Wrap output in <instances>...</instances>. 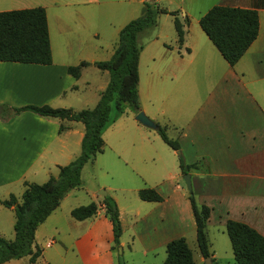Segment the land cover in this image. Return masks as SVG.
Instances as JSON below:
<instances>
[{
  "label": "crops",
  "instance_id": "1",
  "mask_svg": "<svg viewBox=\"0 0 264 264\" xmlns=\"http://www.w3.org/2000/svg\"><path fill=\"white\" fill-rule=\"evenodd\" d=\"M132 1L0 0V13L38 7L45 10L52 56V63L47 66L0 62V105L9 109L7 117H0V191L5 190L8 198L13 195L20 199L25 183L38 184V180L57 176L60 167L80 154L77 151L84 135L82 123L45 118L29 111L12 112L26 106L81 111L73 108L76 102L73 94L79 91L83 71L107 60H96L100 48L90 47L86 52L88 58L80 60L89 65L82 68L78 79H74L67 73L69 66H76L71 62L73 52L68 44L60 42L57 31L62 33L70 27L66 19L71 25L82 26L93 19H102L113 37L103 48L110 59L119 32L125 26L119 30V5ZM258 1L228 0V3L229 7L253 8ZM137 2L142 4L143 10L144 0ZM155 2L167 12H175L177 18L181 15L182 20H178L182 25L183 41L178 44L174 29L171 40L158 31V36L141 45L138 101L140 110L158 127L164 128L166 135L172 132L173 135L167 137L177 141L181 154L169 148L156 131L151 133L135 121V115L126 113L119 119L122 122L119 137L109 143L106 136L114 131L108 127L102 135L103 152L97 155L102 156L101 159L97 161L96 156L88 164H95L98 173L114 177H122L119 174L123 173L121 164L129 167L132 173L125 171V178L142 182V186L132 189L137 197L139 190L153 189L162 198L161 202L139 199L140 203L126 200L124 203L115 193L119 188L105 186L98 179L95 184L96 191L105 190V197L117 205L122 227L121 253L127 246L142 258L156 256L163 263L167 243L184 238L189 247L186 231L189 228L195 231L188 194L178 184L183 176L179 169L181 156L186 165L193 166L188 174L195 202L210 209L205 232L211 259L214 264H221V256L214 245L226 234L228 220L246 224L264 237V71L257 63L259 51L264 47V9H258L256 40L230 67L199 27L200 17L210 8L193 14L184 7L185 3L198 4L202 0ZM161 16H169L173 24L174 17L169 14H161L157 22H161ZM49 21L55 30L53 40ZM93 35L98 34L93 32ZM106 86L107 82L99 88V98ZM157 138L165 147L158 145ZM106 149L111 153L103 156ZM147 181L151 185H147ZM11 189H18L17 193L13 194ZM85 190L80 187L67 192L37 228L35 243L42 250L44 256L40 258L45 264H117L111 250L112 226L104 213L105 197L99 196V192L91 194L90 201L97 206L93 217L76 221L70 215L74 208L82 205L77 201L81 200L80 192ZM108 191L114 193L112 197ZM0 208L1 217L7 214V224L13 226V210L1 204ZM144 228L150 232L148 237L139 235V229ZM126 229L131 230L128 240L123 239ZM39 232L41 238L46 239L41 245L36 239ZM209 233L213 235L211 240ZM194 237H190L192 244ZM228 248L232 253L230 243ZM196 249V259L191 250L193 262L203 264L197 245Z\"/></svg>",
  "mask_w": 264,
  "mask_h": 264
},
{
  "label": "trees",
  "instance_id": "2",
  "mask_svg": "<svg viewBox=\"0 0 264 264\" xmlns=\"http://www.w3.org/2000/svg\"><path fill=\"white\" fill-rule=\"evenodd\" d=\"M258 9H264V0H259L253 8L213 6L199 19V27L217 49L225 62L233 67L245 54L258 36ZM160 14L174 17V29L179 45L183 41L182 25L175 12H167L155 0H144L142 14L127 23L119 32L118 43L111 58L97 62L94 66L109 74V82L100 93L97 104L92 109L74 112L70 109H54L49 106H26L13 109L14 114L29 111L45 118H55L80 122L84 135L80 144V154L68 165L60 167L57 176H50L43 184H24V191L17 199L10 195L0 204L13 210V240L0 237V264L26 259L27 264H35L42 250L35 243V232L47 217L58 207L63 196L72 189L82 186L81 173L85 165L92 163L103 152L104 131L117 119L130 111L139 113L137 87L138 57L141 50L139 36L157 24ZM0 62L36 64L47 66L52 63L46 13L43 8L14 10L0 13ZM89 64L81 62L69 66L67 73L78 79L81 70ZM9 115V109L0 105V117ZM63 127L60 126V131ZM161 140L173 151L180 150L177 141L169 139L165 129L156 131ZM193 166L186 165L179 156L181 175L187 174ZM138 197L144 202H161L162 198L153 189H141ZM195 224V241L203 259L211 258L205 227L210 209L198 205L188 194ZM105 216L112 226V251L120 246L122 227L116 203L109 197L103 200ZM97 206L74 208L70 215L76 221L93 217ZM235 264H264V237L246 224L228 220L225 226ZM163 264H194L191 250L184 238L167 243ZM117 264H124L120 261ZM212 263L214 264L213 260Z\"/></svg>",
  "mask_w": 264,
  "mask_h": 264
},
{
  "label": "rangeland",
  "instance_id": "3",
  "mask_svg": "<svg viewBox=\"0 0 264 264\" xmlns=\"http://www.w3.org/2000/svg\"><path fill=\"white\" fill-rule=\"evenodd\" d=\"M138 0H134L131 3L127 2V3H122L119 5V30L120 28H122L124 25H126L127 23H129L130 21L138 18L141 13H142V4H139L137 2ZM219 5H223V6H229L228 0H202L201 3H185L184 7L186 8V10H189L191 13L193 14H197L198 12H201L203 10H208V8H211L213 6H219ZM163 7L166 8V5L163 4ZM167 7H169L167 5ZM161 15V14H160ZM159 15V16H160ZM158 16V17H159ZM179 20H182L181 15H178ZM66 19V18H65ZM161 22H157L156 26L153 28H150L146 31H144L140 36H139V43L140 45H146L148 44L152 38L158 36V31H160V34H164L167 39L171 40L174 36V27L172 22H170V17L169 16H161ZM50 22V26H51V37L52 40L54 38V32L55 30H53L52 27V23ZM66 22L68 23V25L70 26L69 28H66L62 33L58 32L59 34V39L60 42L65 45L68 44L70 51L73 52L72 55V59L71 62L74 63V65H77L79 62H81L80 60H82L81 58H88L87 56V51L89 50L90 47H97L100 48L97 50V57L98 58L96 60H103L104 58H106V60H108L109 58L106 55L105 50H103V48L106 47V45L109 44V42H111L112 40V36H111V30L108 29L107 30V25L103 24V20L102 19H93L91 22H87L85 25H76V24H69V20L66 19ZM90 29V30H89ZM53 30V31H52ZM93 32H97V36L93 35ZM117 38L115 39L116 42ZM53 49H54V43H53ZM55 52V49H54ZM257 60H258V64H259V68L264 71V47H262V49L259 51V54L257 56ZM143 74V73H142ZM2 75V73H0V76ZM106 75V76H104ZM105 82H109V76L108 74H104L102 72H100L97 68H88L86 70L83 71L82 77L79 80V91L76 94H73V96L76 99V102L73 104V108L75 110H83V109H91L93 108L97 101H98V94H99V88L101 86H104ZM141 87L142 90H144V82H143V78H142V82H141ZM70 94H68L69 96ZM67 96V97H68ZM127 113H131L130 111H127ZM132 114V113H131ZM122 117V118H121ZM120 118L123 119V116H121ZM119 118V119H120ZM119 119H117L110 127L112 131V133H109L106 136V140L111 143L114 141V138H118L119 137V127L121 126L122 122H119ZM123 121V120H120ZM120 123V124H119ZM147 131H150L151 133H156L153 130H150L147 128ZM154 135V134H152ZM168 136H172V132L167 133ZM172 138V137H171ZM157 143H159L158 145H164L162 144L163 142L160 141L159 138H157ZM165 147V146H163ZM77 152H80V149H78ZM109 153H111L108 149H106V152L104 153L103 156L109 155ZM79 154V153H77ZM100 157L102 156H97V161H99V159H101ZM121 167L123 169V173L119 172L120 175H122V177H114L111 174L109 175H102L100 173H98L97 169H96V165L94 164L93 166H91V164H87L83 170H82V186L81 189H86L85 191L80 192L79 197L81 198V200H78L77 203L78 204H82L80 206H84L87 205L88 202L91 203V194L93 192H99L96 191V186L95 184L98 183V180L100 183L105 184V186H111L114 188H119L118 190H115L116 195L119 197V199L121 200V202H126V201H130V202H139L140 200L137 197V193L135 191H132L133 188H137L141 185V181H135V179L133 180H127L125 177L127 176L125 174V171H128L129 174L131 175V170H129V167H125L121 164ZM98 179V180H97ZM47 179H42V180H38L37 182H39L38 184H42L43 182H45ZM147 185H151V183H149L150 181H147ZM178 184L182 187V189L184 191H186L187 194L190 193V191L188 190L187 186L185 185L183 179H179L178 180ZM148 187V186H147ZM20 188V187H19ZM18 188V189H19ZM18 189H11L13 194L16 192ZM104 192L106 193V191L104 190ZM114 193L112 191H108V195L112 197ZM99 196H103L98 194ZM104 197V196H103ZM8 199L7 195H6V191L5 190H1L0 191V200H5ZM98 200H100L101 198H97ZM98 200H94V201H98ZM126 200V201H125ZM131 204V203H130ZM2 209V208H0ZM5 213L6 210L4 211ZM7 216V214H6ZM6 216H2L0 214V237L3 238L4 240H13L14 238V232H13V226H9L6 220ZM130 226V225H128ZM190 230V231H189ZM211 231V230H210ZM150 234L149 231H147L145 228L140 230L139 229V235L141 237H148ZM185 235V238H187V242L189 244V247L191 248L192 252H193V256L196 259L197 257V249H196V243H195V237H194V242L193 244L191 243V239L190 237L195 236V231L192 229H187ZM131 236V230L130 229H126L125 230V234L123 239L124 240H128L130 239ZM41 232H39L36 236L37 242L39 243V245L44 244L46 239H42L41 238ZM222 240H218L217 243H215V249L219 252L220 256H221V264H235L234 260H233V256L232 253L228 250V238L226 236V234H224V236H222ZM213 238L212 233H209L208 235V239L211 240ZM226 245V246H225ZM115 256H116V261H117V257L120 259L121 262H123L124 264H163L161 262V259H159V257H152V256H148V258H142L141 255L139 253H137L136 251H130L129 248L126 246L124 248L123 253H121V251L117 250L114 251ZM43 254H42V258H43ZM118 259V262H119ZM214 262V261H213ZM5 264H27V260L26 259H20V260H14ZM35 264H45V262L43 260H41V258L38 259V261ZM204 264V263H203Z\"/></svg>",
  "mask_w": 264,
  "mask_h": 264
},
{
  "label": "water",
  "instance_id": "4",
  "mask_svg": "<svg viewBox=\"0 0 264 264\" xmlns=\"http://www.w3.org/2000/svg\"><path fill=\"white\" fill-rule=\"evenodd\" d=\"M135 121H137L139 124H141L142 126L157 131L158 130V125L155 124L152 120H150L142 111H140L139 113H137L134 116ZM177 155H180V151L176 152ZM182 179L185 183V185L187 186L188 190L191 191V181H190V175L187 173L185 175L182 176ZM100 195H103L105 197L106 193L104 191H100L99 192ZM119 251L120 248H118ZM204 264H213L212 263V259L211 258H207L203 260Z\"/></svg>",
  "mask_w": 264,
  "mask_h": 264
}]
</instances>
